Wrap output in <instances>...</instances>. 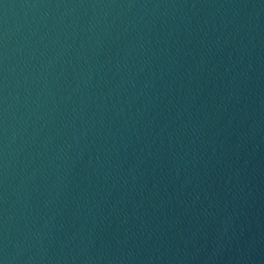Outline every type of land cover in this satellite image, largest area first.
<instances>
[{
	"label": "water",
	"instance_id": "1",
	"mask_svg": "<svg viewBox=\"0 0 264 264\" xmlns=\"http://www.w3.org/2000/svg\"><path fill=\"white\" fill-rule=\"evenodd\" d=\"M0 264H264V0H0Z\"/></svg>",
	"mask_w": 264,
	"mask_h": 264
}]
</instances>
